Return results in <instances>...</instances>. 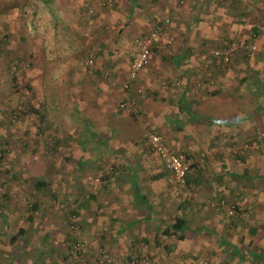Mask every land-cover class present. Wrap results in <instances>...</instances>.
<instances>
[{"label":"crops","instance_id":"1","mask_svg":"<svg viewBox=\"0 0 264 264\" xmlns=\"http://www.w3.org/2000/svg\"><path fill=\"white\" fill-rule=\"evenodd\" d=\"M165 18L171 43L125 88L134 39ZM0 29L36 49L59 106L83 115L75 130L72 113L27 106L6 135L0 264H85L66 252L61 205L76 209L93 251L126 264H264V110L252 123L232 119L264 85V0H0ZM229 41L255 49L223 64L209 51ZM9 108L0 106L1 135ZM139 119L192 155L184 184L168 183L164 160L136 135ZM83 127L101 147L83 145ZM221 199L237 214L227 217Z\"/></svg>","mask_w":264,"mask_h":264},{"label":"rangeland","instance_id":"2","mask_svg":"<svg viewBox=\"0 0 264 264\" xmlns=\"http://www.w3.org/2000/svg\"><path fill=\"white\" fill-rule=\"evenodd\" d=\"M9 35H10V38L11 39L8 40V44L7 45L2 46V44H1L0 45V50H5L6 55L7 54L9 55L8 60H9V58H12L13 59V56H15L13 60H15V58H17V59L20 60L21 59L20 56H22L23 59H21L20 61H23L25 63H28V66H27V69L21 68V65H20L21 62L19 60H17V61L15 60L14 62L12 61V63H10L11 70L13 69L12 66H14V63L17 64L16 67H17V69H19L17 71V74H16V81H17V83L15 84L14 89H12L13 91L11 90V93L8 92V90H7L6 93H2L1 90H0V92H1L0 93V101H3V98L7 96V93H10L9 96H8L10 98L9 101L3 102V104H4V106H7V104H9V107L11 108L10 110H12V112L15 109L19 110V112H18V114H16L17 115V118H14V117L10 118V115L12 113L10 111V113L8 115V118H7L8 122H9V126L7 125L6 131L4 132V135H1L0 134V138L2 140H6L5 139L6 135H8V134L10 135L11 133L14 136H16L15 135L16 134V131H18V129L16 128V125L18 124V120L19 119L20 120L21 119L23 120V118H27V116L23 117V114L25 112L24 110L27 108V106H36V102H39V100H40V95L42 97H44V101L47 102L49 105H51V106L54 105L55 110H56V112L58 114H60V113H67L68 115H70L72 113V118L73 119L72 120H69L67 123L73 129H75V130L79 129V128H77V126H80L79 123H81L80 120H82L83 115L80 114L79 112H77L75 110L76 109L75 107H71V106H59V103H58V100H57V97L58 96H56V94H58V91L55 88L56 86H54V83H53V85H52V83H49L48 84V82H49V75L46 78L41 77V74L40 73L42 72V70H45V72H46L45 73V76H46V74H48V72L50 73L48 67H47V69L46 68L44 69V67H43L44 64L43 63H39L38 61H35V59H36L35 56L28 57V53L27 52H24V53L22 52L23 47H25L27 50H29L28 52L33 53V55H34V53H36V49L34 50V48L31 47V46H28L27 47V46H23L22 44H18L19 42H17L15 40V32H10ZM1 36H2V32L0 31V37ZM12 37H14V38H12ZM37 53H38V48H37ZM47 66H49V65H47ZM2 79L5 80L4 77ZM40 86H42V88L40 90V92L42 94L39 93ZM59 95H61V93ZM247 98H249V106H244V108L239 109V111L233 112L232 113V115H233V118L232 119H236L237 118V119L240 120L241 117H244L243 119H245L246 122H251L252 123L253 118L251 119L250 115L252 113L255 114L258 111H259L258 113H261L260 111L264 110V106H261L259 104V102L256 103L257 100L263 101V99H264V85H263V87H260V88H257V89H253V90L250 89L249 95L247 96ZM60 99L62 100L61 97H60ZM243 102L246 103V101H243ZM262 103L263 102H261V104ZM1 105L2 104H0V106ZM258 105H260L259 106L260 108H258ZM47 114L48 113H46V116H47ZM73 114L75 116H73ZM244 114L246 115V117H245ZM28 118H29V120H32L33 117L31 118V116H29ZM45 118H47V117H45ZM47 120H48V118H47ZM50 120L52 121L51 118H50ZM139 121H140V119H139ZM142 121L137 122L138 126H137V129L136 130H138L140 133L139 134L136 133V135H139L141 141L143 142V140H145V137H144L143 134H144L145 130L148 127H147V125H145V124H147L145 122L146 120L145 121L142 120ZM235 121H237V120H235ZM88 127L90 128L89 125H88ZM88 127H83L84 136L82 138H80V139L83 140V145H89V146H94V147L97 146L96 148L101 147L100 142H96L95 143V141L92 139V137L89 136V134L87 133ZM250 131H252L251 128H250ZM260 133H263L262 135L264 136V132H260ZM47 143L48 142H46L44 144H46V146H47ZM3 144H5V143H3ZM233 144L234 145H237L236 143H233ZM242 144L243 143H241V144L239 143L238 146H242ZM111 145H112V143H110V146ZM125 145H127V144H122V148ZM261 145H264V142ZM133 146H134V149H137V143H136V145H133ZM248 146H253V148H254V147L257 146V143L256 142L254 144L250 143ZM258 147L259 146H257L256 148H258ZM5 148H8V147H6V145H4L3 146V149H2L3 152L5 151L4 150ZM127 149H129V148L126 147L124 150H127ZM91 151L92 150H89L88 149L87 153H89ZM87 160L89 161L88 157H87ZM92 166H94V165H91L90 168ZM90 170H94V168L92 167V169H90ZM2 190H3V188H2ZM1 194L4 195V190L2 191ZM65 208H67L70 211V208H72V206H70V205L69 206L68 205L67 206L66 205H61V207H59L60 212L63 213L64 212L63 210ZM75 215H76L75 220L78 223L79 228H80V239L86 245V247H88V250L90 251V254H86L84 256H79V255L70 256L69 253H68V248H69L71 239L69 237L68 231L66 229H64V232L67 235V237H66L67 238L66 252H67V254L71 258L76 257V258H78L80 260H83V262H85V264H98L97 261H96V259H95V256H96V254H98V252H104V253H108L109 255H111L116 260L117 264H126L127 263L121 257L116 256L114 254H111V253H109L107 251H104L102 249L101 250L100 249H97V250L93 251V249H91L86 244V242L83 240L82 230H81L80 215L79 214H76V213H75ZM65 223H66V220L64 221L63 224H65ZM142 262H143V264H149V261L148 260H145V259H142Z\"/></svg>","mask_w":264,"mask_h":264},{"label":"built area","instance_id":"3","mask_svg":"<svg viewBox=\"0 0 264 264\" xmlns=\"http://www.w3.org/2000/svg\"><path fill=\"white\" fill-rule=\"evenodd\" d=\"M112 0H100V5L104 8H110ZM168 19H164L162 22L153 25L146 33L134 39L135 50L130 58L128 64V81L125 84V88L128 86V83L135 79L138 72L145 66L148 62V57L153 48H156L160 45L162 48L168 46L172 37L167 35L165 32L166 23ZM255 49V46L248 45L247 43L241 41H231L225 46L219 48H213L209 53L220 59L223 64H226L229 60L231 54L236 51L252 52ZM85 64L91 66L93 60L91 58L87 59ZM14 66H12L13 68ZM108 74V72H105ZM211 83V79L208 80ZM129 106L132 108V112L137 115V107L134 106L132 102H128ZM123 106V103L120 104V107ZM18 114V111L15 112V115ZM145 140L149 148L161 159L164 160L165 167L170 171V175L167 179L169 184H184L185 175L188 172L193 157L186 152H174L171 151L167 144L164 142L162 136L156 131L147 128L144 132ZM5 143V140L0 138V157L2 154V149ZM2 187L0 186V193H2ZM218 205L221 206L227 217H233L237 214L235 206L231 203H226L224 200H219ZM64 214L67 216L66 223L64 224L65 229L69 233L71 239L70 245L68 248V253L70 256H84L90 254L88 247L80 239V228L75 218L76 215L73 212H70L67 208L63 210ZM95 259L98 264H117L116 260L109 255L108 253L98 252ZM186 264H205L203 257H197L194 260H190Z\"/></svg>","mask_w":264,"mask_h":264},{"label":"trees","instance_id":"4","mask_svg":"<svg viewBox=\"0 0 264 264\" xmlns=\"http://www.w3.org/2000/svg\"><path fill=\"white\" fill-rule=\"evenodd\" d=\"M0 31H1V29H0ZM2 32V36L0 37V45L2 44V46H5V45H7L8 44V40L9 39H5L7 36H9V33H6V31L5 30H2L1 31ZM230 43V41L228 42V44ZM32 47V46H31ZM43 50H47V48H43ZM29 50H27L25 47H23V49H22V52L24 53V52H27L28 53V57H31V56H33V53H30V52H28ZM8 52V51H7ZM8 57H9V55L7 54L6 55V53H5V50H0V90H1V92L2 93H6L7 92V90H8V92H10L11 93V90L12 89H14V86H15V84L17 83V81H16V74H17V71L19 70V69H17V64H15L14 63V67H13V69L11 70V65H10V63H12V61L14 62L15 60L17 61V60H19V59H17V58H15V60H13L14 59V57L15 56H13V59L12 58H9V60H8ZM21 57V59H23L22 58V56H20ZM20 59V60H21ZM19 60V61H20ZM29 61V60H28ZM21 63H20V65H21V68H25V69H27V66H28V63H25V62H23V61H20ZM30 62V61H29ZM44 64V69L46 68L47 69V65H49V63L46 61L45 63H43ZM5 78V80L4 79H2V78ZM29 89V88H28ZM13 91V90H12ZM0 92V93H1ZM10 93H7V96L6 97H4L3 98V101H0V104H2L1 106H4V104H3V102H6V101H9V94ZM25 104V103H24ZM7 106H9V104H7ZM36 106H51V105H49L47 102H45L44 101V97H42L41 95H40V100H39V102H36ZM11 108H9V110H10ZM17 109H15L13 112H12V110H10L12 113H11V115H10V118H12V117H14V118H17V115H15V112H19V110H17ZM10 113V112H9ZM7 123H8V121H6V124L5 125H7ZM36 186H37V184H36ZM31 207V209H32V206H30ZM70 212H73V213H76V214H78L77 213V211H76V209H74L73 207L72 208H70ZM62 216L65 218V220H66V218H67V216L64 214V213H62ZM175 227H176V224L174 223L173 225H172V229H175Z\"/></svg>","mask_w":264,"mask_h":264}]
</instances>
